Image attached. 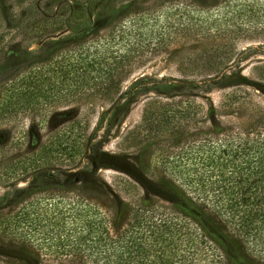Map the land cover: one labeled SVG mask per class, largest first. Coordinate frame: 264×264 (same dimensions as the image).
<instances>
[{
  "label": "rangeland",
  "instance_id": "rangeland-1",
  "mask_svg": "<svg viewBox=\"0 0 264 264\" xmlns=\"http://www.w3.org/2000/svg\"><path fill=\"white\" fill-rule=\"evenodd\" d=\"M227 4V0H0V104L9 83L40 72L41 67L57 72L67 61H78V53L87 52L84 48L103 45L111 21L121 32L115 31L123 38L121 49L136 51L113 101L44 100L35 109L11 113L0 122V264H69L43 257L39 239L40 231L55 233L51 224L45 230L39 224L42 217L55 220L56 192L66 198L80 194L108 213L111 221L124 218L136 196L162 205L177 202L152 177L169 174L161 163L173 142L162 136L140 146L131 143L129 134L140 124L147 105L156 111L172 102H193L202 111L190 124L192 133L246 126L264 115V32L244 28L222 37L213 36L212 30L209 36L198 33L195 18L214 19L230 12ZM189 20L195 27L191 35L172 33ZM246 25L259 30L264 17ZM167 33L169 37L164 36ZM212 48L227 53L219 73L200 68L198 54ZM41 60L42 66H30ZM231 94L241 96L244 103H231ZM74 139L77 155L69 150ZM141 151L146 152V161L150 158L151 167L145 170L138 164Z\"/></svg>",
  "mask_w": 264,
  "mask_h": 264
},
{
  "label": "trees",
  "instance_id": "trees-1",
  "mask_svg": "<svg viewBox=\"0 0 264 264\" xmlns=\"http://www.w3.org/2000/svg\"><path fill=\"white\" fill-rule=\"evenodd\" d=\"M227 3L230 12L217 14L214 19L195 18L199 35L209 36L212 30L213 36L222 37L244 28L264 32V25L259 30L246 25L251 19L264 17V0ZM108 25L111 29L105 43L91 46V50L84 48L87 52H79L78 61H67L58 66L57 72L41 67L40 72L9 83L0 104V122L11 113L35 109L44 100L60 103L64 99L99 97L113 101L136 51H123L119 45L123 38L115 33L118 26L112 21ZM191 25L189 20L172 33L191 35L195 28ZM198 56L200 68L211 73L225 67L222 59L227 53L218 48L204 50ZM43 62L35 61L30 66H42ZM89 90L92 92L85 95ZM228 99L237 106L244 103L234 94ZM151 107H145L140 124L129 136L136 146L162 136L173 142L161 163L169 174L152 177L172 192L177 202L162 205L136 196L132 206L125 209V217L111 221L108 213L80 194L66 198L56 192L52 196L55 220L42 217L39 224L41 230L47 228L46 224L55 228L54 234L39 232L43 257L69 264H264V115L256 116L257 120L246 126L192 133L190 124L202 111L193 102H172L156 111ZM71 144L67 149L77 155L76 140ZM72 152L68 158H73ZM145 157V151L140 153L138 162L144 170L151 167L150 158L146 161ZM23 218L28 219L25 214Z\"/></svg>",
  "mask_w": 264,
  "mask_h": 264
}]
</instances>
